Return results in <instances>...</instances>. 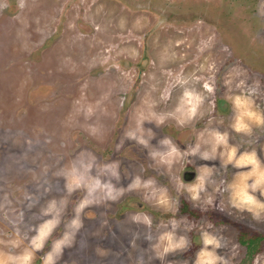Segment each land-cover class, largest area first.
Returning a JSON list of instances; mask_svg holds the SVG:
<instances>
[{
    "label": "rangeland",
    "instance_id": "obj_1",
    "mask_svg": "<svg viewBox=\"0 0 264 264\" xmlns=\"http://www.w3.org/2000/svg\"><path fill=\"white\" fill-rule=\"evenodd\" d=\"M0 264H264V0H0Z\"/></svg>",
    "mask_w": 264,
    "mask_h": 264
},
{
    "label": "trees",
    "instance_id": "obj_2",
    "mask_svg": "<svg viewBox=\"0 0 264 264\" xmlns=\"http://www.w3.org/2000/svg\"><path fill=\"white\" fill-rule=\"evenodd\" d=\"M257 239L250 237L247 233L243 234L240 238V241L243 245H246L248 248L253 249L255 247V242Z\"/></svg>",
    "mask_w": 264,
    "mask_h": 264
}]
</instances>
